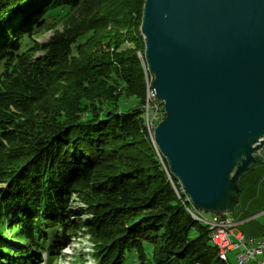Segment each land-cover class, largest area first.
I'll return each instance as SVG.
<instances>
[{
	"label": "trees",
	"instance_id": "trees-1",
	"mask_svg": "<svg viewBox=\"0 0 264 264\" xmlns=\"http://www.w3.org/2000/svg\"><path fill=\"white\" fill-rule=\"evenodd\" d=\"M143 5L0 0V264L57 260L81 229L96 264H228L146 129Z\"/></svg>",
	"mask_w": 264,
	"mask_h": 264
},
{
	"label": "water",
	"instance_id": "water-1",
	"mask_svg": "<svg viewBox=\"0 0 264 264\" xmlns=\"http://www.w3.org/2000/svg\"><path fill=\"white\" fill-rule=\"evenodd\" d=\"M140 33L158 153L194 209L232 215L264 162V0H144Z\"/></svg>",
	"mask_w": 264,
	"mask_h": 264
},
{
	"label": "rangeland",
	"instance_id": "rangeland-1",
	"mask_svg": "<svg viewBox=\"0 0 264 264\" xmlns=\"http://www.w3.org/2000/svg\"><path fill=\"white\" fill-rule=\"evenodd\" d=\"M61 29H62V26L57 25V27L52 29V30L43 31L41 33L34 35L33 39L36 41V43L43 44L53 35V33L55 31H61ZM36 54H37V56H40L42 53L40 51H38ZM139 57H140V55H139ZM147 69L148 68L146 67L145 78L147 81V88H150V83L152 81V77H151L150 73L147 72L148 71ZM149 101H150V107H151V104H153V103L151 102V99H149ZM158 104L159 103L156 102L157 108H160V106L158 107ZM151 115H153V114H151ZM155 115H156V117L153 118V122L157 121L159 123L164 118V115L162 114V112H159ZM156 125L153 126L151 123H149V132H150L149 136L152 137V139H151L152 142H154L153 130L156 127ZM146 129H147V123H146ZM153 145H154V148L156 149L155 142L153 143ZM262 151L264 152V148ZM161 163L163 164V162H161ZM256 172L257 171H253V173H251L250 175H248V177H246V179L242 185L243 189H248V188L254 187L259 182L260 183L258 186H260V184H261L262 188L264 189V178L261 177V175H259ZM167 179H168V177H167ZM256 188H257V186H256ZM241 201H242V198L240 196L239 204L234 209L233 214L228 215V216H223L222 218H228V219L234 221V219H235L234 213L240 207ZM68 203L71 206L73 212H76L79 210L80 204L75 200L74 197H71V199L69 200ZM187 207H188V205H186V208ZM190 207H191V203L189 204L188 208H190ZM202 216L205 220H207L209 222L213 220L212 215L202 213ZM80 218L82 221L86 222V217L82 216ZM206 227L209 229V232L211 234L212 230H210V227L209 226H206ZM236 227H237V225L235 226V228H233L231 230V241L233 243H235L236 237L240 235V233H239L240 229H238ZM256 242L262 243V241H257V240H256ZM250 247H253V246H250ZM241 252H243V250L238 249V250L227 253L226 255H227L229 264H240V263H238L236 256L238 253H241ZM94 256H95V249L93 247V242L91 241L90 237H88L86 235V231L81 229L80 233L72 241H70V243L65 248L60 249L59 254L56 255L57 260H54V259L48 260V256L46 255V253L43 252L40 256V259H38L33 264H96L95 260L93 259ZM249 264H256V263L250 262Z\"/></svg>",
	"mask_w": 264,
	"mask_h": 264
},
{
	"label": "crops",
	"instance_id": "crops-1",
	"mask_svg": "<svg viewBox=\"0 0 264 264\" xmlns=\"http://www.w3.org/2000/svg\"><path fill=\"white\" fill-rule=\"evenodd\" d=\"M260 155L264 157V152L262 151ZM256 171L264 178V164L260 165ZM259 183L256 185L257 188L254 186L242 191L240 195L242 201L234 213L233 222L237 225L236 228L240 229L239 233L245 238H252L255 242L257 240L264 243V189L261 184L258 186ZM259 260L264 264V249Z\"/></svg>",
	"mask_w": 264,
	"mask_h": 264
},
{
	"label": "built area",
	"instance_id": "built-area-1",
	"mask_svg": "<svg viewBox=\"0 0 264 264\" xmlns=\"http://www.w3.org/2000/svg\"><path fill=\"white\" fill-rule=\"evenodd\" d=\"M159 106L160 105H158V107ZM161 109H163L161 106L160 108H157L156 101L154 100V107L151 108L154 115L162 112ZM146 111H148V109H146ZM190 208L193 209L192 207ZM207 222L210 224V230L215 232V241L219 244V252L225 255V257L226 254L230 251L242 249L243 252L238 253L236 256L238 263L247 264L250 262H254L256 264H263V262L259 260V257L261 256L264 249L263 242L257 243L252 238H245L240 234L236 237L235 243H233L231 241V230L235 228L236 224L232 220L228 218L213 217L212 221Z\"/></svg>",
	"mask_w": 264,
	"mask_h": 264
},
{
	"label": "bare ground",
	"instance_id": "bare-ground-1",
	"mask_svg": "<svg viewBox=\"0 0 264 264\" xmlns=\"http://www.w3.org/2000/svg\"><path fill=\"white\" fill-rule=\"evenodd\" d=\"M149 99H151V102L153 103V104H151V107H150V101H149ZM154 100H155L156 102L159 103L158 105H160V106L162 105L158 100H156V99L154 98V95L152 94L150 88H147V90H146V106H145V109H151L152 107H154ZM147 112H148V111H146L147 131H148V133L150 134V132H149V123H151L153 126H155V125H154L153 120H151V121L148 120V118H147ZM162 114L164 115V113H162ZM163 115H162V116H163ZM150 137H151V136H150ZM151 139H152V137H151ZM153 143H154V142H153ZM156 151H157V149H156ZM157 152H158V151H157ZM165 173H166V176L168 177V180H170L169 182L172 184L173 191H174V194H175V196L177 197V199H179V200L182 199L183 203H184L185 205H188V207H189V204H190L191 202H190L189 198H188L187 196L184 195L183 190L181 189L180 185H179V188H177V187L171 182L170 176H169V174H168V172H167L166 170H165ZM248 174H249V173H248ZM180 193L182 194V197L180 196ZM188 207L186 208V211L189 213V215H190L195 221H197L199 224H201V225H203V226H209V227H210V224H209V223L203 218V216H202V212H200V211L194 209V208L192 207V205H191V207H192L193 209L188 208ZM210 242H211V244H212L213 246L216 247L217 252H218V258H219L220 260L224 261V262H227V259H226L225 255H223L222 253L219 252V244L215 241V232H213V231H212V233L210 234Z\"/></svg>",
	"mask_w": 264,
	"mask_h": 264
}]
</instances>
